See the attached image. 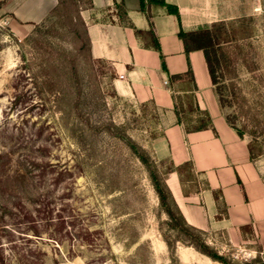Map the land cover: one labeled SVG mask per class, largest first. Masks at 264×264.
Instances as JSON below:
<instances>
[{"label":"rangeland","instance_id":"374dc122","mask_svg":"<svg viewBox=\"0 0 264 264\" xmlns=\"http://www.w3.org/2000/svg\"><path fill=\"white\" fill-rule=\"evenodd\" d=\"M244 25L251 36L221 80L246 98L225 109L261 153L264 178V14ZM26 37L0 20V264H222L189 245L165 213L157 189L175 166L150 147L154 105L83 76L81 115L91 127L78 140L53 102H25L36 91L22 59L32 57ZM205 231L220 255L249 263L262 249L264 261L251 230L239 243ZM88 232L91 243L83 241Z\"/></svg>","mask_w":264,"mask_h":264},{"label":"crops","instance_id":"0c3cea01","mask_svg":"<svg viewBox=\"0 0 264 264\" xmlns=\"http://www.w3.org/2000/svg\"><path fill=\"white\" fill-rule=\"evenodd\" d=\"M81 14L87 23L91 52L115 67L113 84L119 96L151 103L161 134L150 141L159 160L175 167L192 163L194 179L182 181L176 170L167 184L186 221L202 230L226 232L230 241L244 242L248 226L264 248V178L260 160L252 158L249 140L228 122L201 49H187L179 36L207 29L213 23L264 14V0H90ZM173 5L178 14L162 3ZM0 20L20 38L43 21L57 0H0ZM156 33L161 51L145 48L136 30ZM164 57L165 68L163 66ZM120 74L124 78H120ZM186 95L207 111L212 124L188 131L178 121L176 96ZM187 183L195 184L188 189ZM186 190H189L186 193ZM216 195L218 198H216ZM220 206L226 213L220 214Z\"/></svg>","mask_w":264,"mask_h":264},{"label":"trees","instance_id":"16d2710c","mask_svg":"<svg viewBox=\"0 0 264 264\" xmlns=\"http://www.w3.org/2000/svg\"><path fill=\"white\" fill-rule=\"evenodd\" d=\"M162 3L168 8V11L178 14L175 6ZM2 2H0V7ZM90 0H57V4L51 10L50 14L40 23L34 25L32 32L26 37V41L31 48V58L22 59L27 61L29 77L35 84L36 91L33 97H27L25 102L32 105L45 106L51 102L54 103V112H59L66 122L69 132L76 138H83L86 130L91 127V121H85L81 115L80 103L83 96L82 80L83 76H93L103 78L115 90L113 79L116 76L115 67L106 59L96 58L91 52V41L88 34L87 23L84 20L81 10L85 6H90ZM252 16H245L230 21H219L212 24L210 28L196 31L185 32L181 30L179 36L184 40L187 49H201L205 53L206 62L211 75L212 83L216 88L220 105L223 108L232 106L234 102L246 100L240 91H236V86L232 82L226 85L221 79L229 68L239 61L243 54L241 40L251 35H244L248 28L244 22L251 19ZM136 35L141 40L145 48L161 51L159 39L154 32L153 27L148 31L136 30ZM163 66L165 68L164 57ZM244 64L247 65L246 61ZM85 78V77H84ZM232 76L230 79L232 81ZM17 88V87H15ZM18 93L17 99H21ZM24 102V100H23ZM186 105L184 106L179 96L175 100V112L178 121L183 123L188 131H196L211 126L212 121L207 111L197 109L194 106L193 96L186 95ZM147 105L149 103H143ZM153 123L155 129L158 126V113L155 107ZM188 112L196 113L186 116ZM228 122L237 130L238 134L244 137V133L239 129L232 116L227 113ZM80 134V135H79ZM161 134L156 131L152 138ZM80 138V140H81ZM81 142V141H80ZM249 150L252 158H257L261 153L256 151L253 141H249ZM145 152L144 149H142ZM192 163L186 162L180 166L174 167L181 180L184 181V175L187 179H194ZM158 193L165 213L168 215L171 225L179 228L187 236L189 245L196 250L206 254L213 260L222 264H264L261 256L262 249L254 260L249 263H242L239 260L231 259L228 256L220 255L210 245L205 237V230L189 224L183 216L174 196L165 180L161 182ZM189 190H186V193ZM216 198L218 196L216 195ZM226 213V209L220 206V214ZM243 230H250V227L244 226ZM91 232H88L83 238L86 243H91ZM57 240V239H55ZM171 246L170 242L167 241Z\"/></svg>","mask_w":264,"mask_h":264},{"label":"built area","instance_id":"2783aa9c","mask_svg":"<svg viewBox=\"0 0 264 264\" xmlns=\"http://www.w3.org/2000/svg\"><path fill=\"white\" fill-rule=\"evenodd\" d=\"M120 78H124V75L123 74H120Z\"/></svg>","mask_w":264,"mask_h":264}]
</instances>
